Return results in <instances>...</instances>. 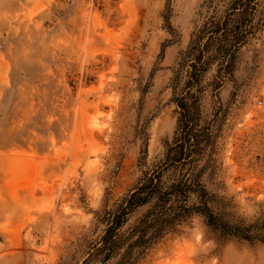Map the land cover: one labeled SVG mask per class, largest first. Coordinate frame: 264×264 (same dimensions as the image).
Masks as SVG:
<instances>
[{
  "label": "rangeland",
  "instance_id": "rangeland-1",
  "mask_svg": "<svg viewBox=\"0 0 264 264\" xmlns=\"http://www.w3.org/2000/svg\"><path fill=\"white\" fill-rule=\"evenodd\" d=\"M208 1L0 0V264L82 263L103 229L97 213L174 135L177 62L203 15L229 0ZM256 21L219 92L217 163L205 177L232 220L264 219V0ZM216 105L205 91L206 120ZM163 260L264 264V242L193 215L138 264Z\"/></svg>",
  "mask_w": 264,
  "mask_h": 264
},
{
  "label": "trees",
  "instance_id": "trees-1",
  "mask_svg": "<svg viewBox=\"0 0 264 264\" xmlns=\"http://www.w3.org/2000/svg\"><path fill=\"white\" fill-rule=\"evenodd\" d=\"M259 1L229 0L220 12L203 15L177 62L174 135L165 142L161 157L144 166L133 186L112 207L97 213L103 229L81 264L93 259L98 264H138L154 244L193 215H200L222 236L264 242V219L227 218L213 206L214 195L205 182L217 163L219 92L233 78L237 53L258 28ZM211 3L207 2L208 8ZM207 90L217 104L209 120L201 106Z\"/></svg>",
  "mask_w": 264,
  "mask_h": 264
},
{
  "label": "bare ground",
  "instance_id": "bare-ground-1",
  "mask_svg": "<svg viewBox=\"0 0 264 264\" xmlns=\"http://www.w3.org/2000/svg\"><path fill=\"white\" fill-rule=\"evenodd\" d=\"M184 246H185V243H184ZM177 247H178V245H177ZM186 247H188V246H186ZM179 248V247H178ZM180 249H182V247H180ZM185 250V249H184ZM184 250H183V252L182 253H184L185 254V252H184ZM182 251V250H181ZM180 251V252H181ZM187 251V250H186ZM179 252V251H178ZM189 252H187V254H188ZM178 254V253H177ZM182 255V254H181ZM183 256V255H182ZM179 259V258H178ZM166 260V259H165ZM177 260V259H176ZM164 261V260H163ZM168 261V260H167ZM173 261V260H172ZM175 262V261H174ZM174 262H172V263H174ZM164 264H165V261H164ZM167 264V263H166Z\"/></svg>",
  "mask_w": 264,
  "mask_h": 264
}]
</instances>
